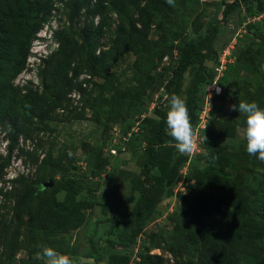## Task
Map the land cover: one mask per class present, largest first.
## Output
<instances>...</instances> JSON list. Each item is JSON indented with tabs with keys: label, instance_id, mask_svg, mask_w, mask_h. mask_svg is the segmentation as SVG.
Masks as SVG:
<instances>
[{
	"label": "rangeland",
	"instance_id": "1",
	"mask_svg": "<svg viewBox=\"0 0 264 264\" xmlns=\"http://www.w3.org/2000/svg\"><path fill=\"white\" fill-rule=\"evenodd\" d=\"M79 1L48 0L46 20L32 38L25 67L12 80L11 94H0V264H45L34 258L41 246L72 258L84 255L95 264H108L113 254L128 255L129 264H138L143 253L162 264H220L206 246L209 243L214 251L226 244V260L233 256L228 264H257L248 252L235 255L237 242L227 244V222L221 216L241 218L247 207L242 187L254 167L244 156L234 157L243 142L246 149L245 120L230 106L240 100L264 106V0H250L252 8L244 0H175L174 6L166 0H103L105 6L95 13L97 0L84 7ZM120 13L129 40L137 47L147 43L144 69L136 67V54L126 51L101 71L103 76H93L87 64L92 49L85 35L98 29L93 50L95 56L101 55L116 37ZM257 22L261 29L255 32ZM216 27L212 48L184 65L173 94L186 98L188 110L203 99L206 103L208 89L215 85L210 76L216 73V80L224 74L219 62L235 52L242 54L239 82H222L221 96L208 101L209 107H222L217 113L221 122L216 120L204 135V149L191 160L177 151L165 130L160 162L152 172L154 185L138 213L136 241L131 245L130 232L119 238L124 220L116 214L130 212L141 200L147 142L145 137L128 142L122 126L156 117L161 103L168 111V85L181 46L202 45ZM246 33L254 35L241 47L238 38ZM2 57L1 71L8 62L7 55ZM151 131L147 137L153 139ZM16 132L18 140L11 150ZM49 155L59 161L58 168ZM73 177L99 181L94 196L88 186L77 195L57 191L65 178ZM39 178H46L40 189L35 184ZM208 182L210 193L203 188ZM58 200L72 206L81 203V223L67 231L44 228L33 241L31 227L48 223ZM19 202L23 210L16 208ZM180 215H185L186 227L196 229L197 246H186L177 235L182 226L174 218Z\"/></svg>",
	"mask_w": 264,
	"mask_h": 264
},
{
	"label": "trees",
	"instance_id": "2",
	"mask_svg": "<svg viewBox=\"0 0 264 264\" xmlns=\"http://www.w3.org/2000/svg\"><path fill=\"white\" fill-rule=\"evenodd\" d=\"M91 1L92 0H80L79 6L84 7ZM244 2L249 8L253 7L250 0H244ZM104 6L105 3L103 0H97L95 3V8H92V10L95 13L101 11ZM48 10V0H0V61L2 62L3 60L2 56H8V67L1 63V65L3 64V68L2 71L0 70V83L2 84V90L0 91V94H2L3 97L11 94L12 80L25 67L27 57L30 53L32 38L36 34V32L42 28L47 17L46 11ZM120 16L121 22L116 30V37L112 45L108 49L103 50L101 55L95 56L93 50L98 41V29L95 32L88 31L89 33H86L85 35V39L90 41L92 49L91 55L87 60V64L93 76H103L101 75V71H105V69L110 65L112 61H117L120 58V55L126 51H133L136 54V67L139 70L144 69L143 65L145 57L148 56L147 43L144 42L138 47L134 45L133 41L131 39L129 40V38L127 37L128 30L124 24L125 20L123 13H120ZM255 25V32H257V29H261V23L257 22L255 23ZM71 30L69 33L74 36L76 32L74 30ZM217 32L218 28L216 27L202 45H196L195 43H184L181 46L177 67L175 68L174 75L169 81L168 85V100L174 93L175 86L178 82V78L183 70L184 65L187 63L198 61L201 56H203V53L206 50H210V48H212V43L214 37L217 35ZM251 35L254 34L246 33L242 35L238 38L237 44L241 47H244L248 39L251 38ZM61 36L62 35H60V39ZM82 58H84V56H82ZM147 58L148 57H146V59ZM228 58L229 61L226 63V68L223 72L224 74H222L218 79V84L222 86V90L224 89L222 82H225L226 84L234 82L235 84H237L239 82V73L241 72L240 62L242 54L240 52H235L232 53L231 57ZM232 58H234V60ZM63 62L64 64H67L68 58L64 56ZM219 63L221 64V62ZM231 74H233L232 77ZM215 76L216 73L213 72L209 78L210 84L214 82ZM107 79H109V75L106 80ZM226 84L224 86H226ZM104 86L106 87L107 84L104 83L103 87ZM132 89L130 90V92L132 91ZM46 91L49 92L50 89H47ZM219 96H221V94L214 93L212 95V98H210V101L215 100ZM203 101L205 100L203 99ZM203 101L201 100L198 103L196 102L189 107L190 116L194 120V131L200 121L201 110L205 106V102ZM164 104L165 103H161L156 106V117L146 116L141 121H127V123L122 126L123 135L128 139V142L135 139H142L143 137H145V140L147 142L146 154L142 158V173L144 179L139 186L141 200L136 203V205L130 212L116 214L119 218H122L124 220V228L120 232L119 238L125 239L128 235V232H130L129 239L131 240V245H133L136 241L137 231L135 230L137 228V219L139 217L138 213L141 212L145 207L146 193L150 189V187L154 185L155 179L152 172L160 162L158 150L166 142L165 130L167 127V112L164 108ZM259 106L261 108H264V106L262 105ZM221 109V106H216L215 104L210 107L208 127L201 130L200 132L203 137L204 135L209 133L212 125H216V120L218 123L221 122V119L217 117V113H219ZM151 128L152 131L150 130ZM214 130L215 132L221 131V129L218 128ZM150 131L154 135L153 139L147 137V134ZM17 140L18 134L16 132L13 135L11 150L14 148ZM131 147L136 148L137 145L133 144L131 145ZM235 151L236 152H234V157L238 156L237 153L244 156L245 160L251 162L254 169L252 175H246L248 180L245 179V183L242 187L243 193L248 198L246 200L247 207L244 208L243 216L239 218L233 215L231 216L228 213H223V215L221 216V219L227 222L226 232L229 240L227 244H229V242L231 241H233L234 243L237 242V250L235 255L241 256L243 252H248L250 256L254 257L257 264H264V256L262 254V249L264 248V162H261L256 156H250L245 149L244 142L243 146L239 147ZM49 156H51L50 159L52 160L53 164H55V167L58 168L60 165L59 161L54 160L52 155ZM188 159L191 160L190 154ZM190 169L191 167L189 165L187 172ZM237 176H239V173H237ZM237 176L235 175V179H238ZM45 179L46 178L37 179L35 184L37 185L38 189H40L41 185L45 182ZM113 179H116L115 176ZM99 185V181L78 179L74 177L65 178L62 182L61 187L57 188V191L66 190L73 195H77L82 193L83 190L88 186L89 191L91 192V197H93L94 191L98 189ZM203 188L206 193H210L212 191L210 189L209 182L208 184H204ZM55 203L57 204L58 209H54L52 211L55 213L53 215V218L50 219L48 223H44L39 228L31 227L29 236L33 241H35L34 237L36 239L40 238L42 230L44 228L51 227L52 229L57 231H67L68 229L81 223L84 216L81 212V203H77L74 206L68 205L65 201L61 200H58ZM16 208H18L19 210H23L21 202L16 205ZM22 217L19 219L18 223L22 221ZM185 218V215H180L177 216V218H174L182 226V228L177 230L176 233L177 235L182 236L183 241L186 242V246H190L192 248L197 246L198 234L196 229H192V226L186 227ZM211 245L213 244L209 243L206 246L208 247L209 251L213 253V256L217 260H219V263L228 264L229 259H231L233 256L226 260V244L222 243L221 245H219L216 251L213 250ZM232 260L236 261L235 258H233ZM108 264H129L128 255H110ZM138 264H162V262H154L151 254L143 253Z\"/></svg>",
	"mask_w": 264,
	"mask_h": 264
},
{
	"label": "clouds",
	"instance_id": "3",
	"mask_svg": "<svg viewBox=\"0 0 264 264\" xmlns=\"http://www.w3.org/2000/svg\"><path fill=\"white\" fill-rule=\"evenodd\" d=\"M170 6H174L175 0H166ZM50 37H48L49 39ZM217 84L210 87L217 94L222 93V86ZM211 96V92L209 91ZM169 109L166 117V133L175 141V148L181 155H189L195 148V131L191 122V116L187 107L186 98L172 94L169 98ZM231 111H238L243 115L245 123L242 129V139L246 142V151L250 156H256L264 162V108L257 102L240 100L238 104L230 106ZM35 259H43L45 264H95V260L84 255L72 258L62 254L53 247L41 246L35 253ZM101 264H107L102 261Z\"/></svg>",
	"mask_w": 264,
	"mask_h": 264
},
{
	"label": "built area",
	"instance_id": "4",
	"mask_svg": "<svg viewBox=\"0 0 264 264\" xmlns=\"http://www.w3.org/2000/svg\"><path fill=\"white\" fill-rule=\"evenodd\" d=\"M228 61L229 60L226 59V58H221V66L224 67L223 69L226 68V63ZM221 75L222 74H220L218 76V78L213 82L214 84H217V86H218V79H219V77ZM219 88L221 89V87H219ZM209 91L211 92V96L209 94ZM209 91H208V95L210 96V98H212V91L211 90H209ZM210 98H208L207 102L205 103L204 108L201 110V113H200V121H199L198 125L195 128V145L196 146L194 148V151L190 155H193L196 152H201L204 149V147L202 145V142H203L204 137H203V135H201L200 132H201V130L206 129L208 127L209 111H210V107H209V102L208 101H210ZM182 171L183 172L186 171L185 168Z\"/></svg>",
	"mask_w": 264,
	"mask_h": 264
},
{
	"label": "water",
	"instance_id": "5",
	"mask_svg": "<svg viewBox=\"0 0 264 264\" xmlns=\"http://www.w3.org/2000/svg\"><path fill=\"white\" fill-rule=\"evenodd\" d=\"M46 185V183H44Z\"/></svg>",
	"mask_w": 264,
	"mask_h": 264
}]
</instances>
